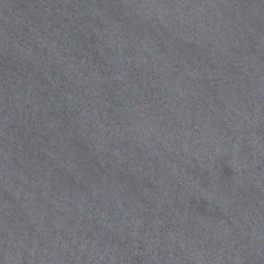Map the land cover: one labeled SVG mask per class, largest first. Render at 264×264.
<instances>
[{
	"label": "water",
	"instance_id": "95a60500",
	"mask_svg": "<svg viewBox=\"0 0 264 264\" xmlns=\"http://www.w3.org/2000/svg\"><path fill=\"white\" fill-rule=\"evenodd\" d=\"M0 264H264V0H0Z\"/></svg>",
	"mask_w": 264,
	"mask_h": 264
}]
</instances>
